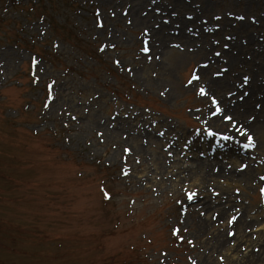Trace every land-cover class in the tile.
I'll return each mask as SVG.
<instances>
[{
	"label": "rangeland",
	"instance_id": "obj_1",
	"mask_svg": "<svg viewBox=\"0 0 264 264\" xmlns=\"http://www.w3.org/2000/svg\"><path fill=\"white\" fill-rule=\"evenodd\" d=\"M256 74L264 0H0V264L261 251L264 118L251 132L222 109L250 98L258 113ZM229 196L254 218L247 239L236 211L205 207Z\"/></svg>",
	"mask_w": 264,
	"mask_h": 264
},
{
	"label": "bare ground",
	"instance_id": "obj_2",
	"mask_svg": "<svg viewBox=\"0 0 264 264\" xmlns=\"http://www.w3.org/2000/svg\"><path fill=\"white\" fill-rule=\"evenodd\" d=\"M234 47L237 48L238 45L235 44ZM241 54H242V52H239V54L237 56L238 60H241ZM234 59H236V58H234ZM263 79L264 78H263L262 74H256V76L252 78V82L250 83V85L248 87L252 90L253 93H254V91L264 89V87H263L264 86V84H263L264 80ZM249 100H250L249 104L248 103L247 104L246 103H242V104L241 103H235V105H232V106L230 104L229 105L223 104L222 109H223V111L230 113L233 116V118H232L233 120L231 119L232 122L236 121L238 124H243L246 129L251 130V132L254 131L257 133V131H258L257 126H259L261 122L259 120H256V118L257 119L258 118H264V98L262 99L260 104H257V105H261V108L258 109L257 114H256L255 110L253 109V104L251 102L252 99L249 98ZM245 110L248 111L247 114H252L254 117L251 120L252 121L251 123L247 122V118L244 115L246 113ZM241 115L245 116V117L243 118V117H241ZM198 163H199V161H198ZM201 167H202L201 171L209 173L205 166L204 167L201 166ZM217 167L218 168H217V171L215 174L225 176L228 173V171L224 167H222V166H217ZM189 174H191V173H189ZM230 175L233 177L241 175V177H243V176H246L247 174H245V173L242 174L240 172L237 175V173L232 172V173H230ZM188 195H190V194H188ZM195 198H196V195H194L192 197V199H195ZM229 198H230V196L226 197V201H225V203H223L226 205H223L221 203H218V204L213 203L212 200H209V201H206L205 207L207 208V210H210V209H212L211 207L216 204V206H215L216 211L219 213H223V214L225 213L223 211H226V212L236 211L235 212L236 217H235L234 221H237V223L235 225H236V228L238 230V235H239L238 239H240V238L242 240L244 238L247 239V235L245 234L244 227L251 225L254 218H252L251 222H250L249 221V208L246 207L244 204L241 206V205L237 204L236 202H232V200L230 201ZM242 226H244V227H242ZM210 227H211V225L208 228H210ZM262 238H263L262 240H260L259 242H257L255 244L256 246H259V248H261V251H260V249H258V250H253L252 252H248V253L244 254L243 259L241 258V260H239V264H256L257 259L259 261L258 263L264 264V236ZM216 240H217L218 246L219 245L224 246V245H226V244H224V242L228 243L229 239L226 236H224V234L219 233L216 235ZM248 241L250 242L251 240L248 239ZM252 243H250L249 248H251Z\"/></svg>",
	"mask_w": 264,
	"mask_h": 264
},
{
	"label": "snow or ice",
	"instance_id": "obj_3",
	"mask_svg": "<svg viewBox=\"0 0 264 264\" xmlns=\"http://www.w3.org/2000/svg\"><path fill=\"white\" fill-rule=\"evenodd\" d=\"M225 47H227V45H225ZM216 55H220V53H217ZM117 63H119V61H117ZM226 71V70H225ZM214 75H220V73L219 72H217V73H214ZM194 79L195 80H199L200 79V77L199 76H194ZM249 77L248 76H244L243 77V80H244V82L245 83H247L248 81H249ZM191 82V81H190ZM200 92H201V94H206V92H205V89L204 88H201L200 89ZM245 96L247 95V93H245L244 94ZM244 97L242 96L241 97V99H243ZM216 101H215V99H213V103H215ZM217 111H219V109H217ZM226 119H231V117H226ZM248 140H249V142L251 143V140H252V138L249 136L248 137ZM248 146H250V144L249 145H245V147H248ZM126 151H128V149H126ZM195 195V193H191L189 196H188V199H192V197ZM234 219V218H233ZM231 222V221H230ZM173 234H175V231H174V233ZM229 235H232V233H229Z\"/></svg>",
	"mask_w": 264,
	"mask_h": 264
}]
</instances>
